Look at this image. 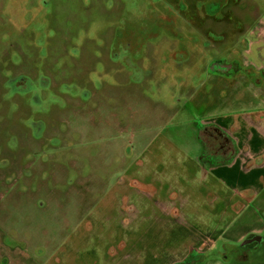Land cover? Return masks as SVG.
<instances>
[{"label": "rangeland", "instance_id": "rangeland-1", "mask_svg": "<svg viewBox=\"0 0 264 264\" xmlns=\"http://www.w3.org/2000/svg\"><path fill=\"white\" fill-rule=\"evenodd\" d=\"M174 2L179 8L183 0ZM153 4L166 5L165 0H0V264H109V257L134 254L140 249L125 244L130 211L121 209L124 203L136 209L161 205L176 218L162 229L170 251L146 246L147 264L182 261L185 242L209 240L218 215L209 216L211 198L201 189L203 180L190 173L184 146L194 125L200 129L222 113L243 111L240 103L251 92L243 82L260 74L245 68L240 55L248 24L264 16V0H241L242 15L237 10L236 16L253 18L245 17L236 49L219 50L223 39L210 37L222 64L215 67L211 54L206 57L198 46L201 32L195 29L201 19L199 27L210 30L209 19L157 16ZM182 17L187 25L179 27L176 19ZM222 55L233 58L225 62ZM227 66L232 70L223 69ZM44 81L45 88L34 90V83ZM256 115L264 117V109ZM172 130L177 133L172 140L183 146L175 152L164 141ZM199 133L215 144L213 135ZM140 162L146 168L138 177L123 175ZM114 187L130 193L124 202H109L115 212L121 203L123 216L116 212L102 226L82 224ZM247 212L222 243L262 227L259 219L253 227ZM149 230L137 233L148 238ZM117 239L122 244L113 246ZM203 244L212 254L205 256L206 264H227L213 253L221 243ZM122 262L131 264L129 257Z\"/></svg>", "mask_w": 264, "mask_h": 264}, {"label": "crops", "instance_id": "crops-1", "mask_svg": "<svg viewBox=\"0 0 264 264\" xmlns=\"http://www.w3.org/2000/svg\"><path fill=\"white\" fill-rule=\"evenodd\" d=\"M245 39L246 48L243 51V57L247 62L244 63V66L245 68L248 66L255 67L260 75L256 81H254V77H248L250 82H243L245 84L243 88L248 91L251 90L247 98L242 99L240 103L243 111L237 115L222 113L212 121L201 123L210 130L217 129L218 134L223 136L229 144L230 152L227 155L223 154L221 160L208 159L205 166L207 169L204 170L199 163L203 156L204 144L199 141L195 128L192 130L190 144L184 146L185 155L189 157L193 167L190 173L203 180L201 189L207 193L208 198H211L207 202L209 216L213 218V214L218 215L215 229L208 236L209 240L201 242L200 240L203 239H198L195 243L185 242L184 249L186 246L195 248L194 246L199 245L205 250L203 243L215 245L223 239L226 240L230 234L238 229V227L232 226L233 223L241 219L247 211H250L247 212L246 216L251 219L253 227L254 219H259L262 227L255 230L246 229L242 236L264 230V117L256 115L254 118V111L264 109V16H260L254 22V26L245 34ZM246 85H250L252 89ZM254 86L259 88L255 93ZM177 114H179L178 110L174 114H170V117ZM163 126H166L164 122H162ZM175 134L172 130L167 136L169 141L164 140L172 152L183 147L172 140ZM151 143L147 144V147ZM169 162H175V157L171 156ZM144 168H146L144 162L135 163L126 170L123 169V175L138 177V171ZM105 179L109 180L110 175L107 174ZM129 194L124 188H110L105 196L107 197L105 203L100 201L90 212V216L83 219L82 224L91 222L92 225L102 226L104 223L108 224L109 219L112 221L117 214L122 217L123 214L119 212L121 209L130 211L128 214L130 224L125 226V229L130 232L127 233L125 243L128 242L129 249L140 250L134 254L124 251L121 258L112 259L109 257V264H124L121 263V260L125 257H129L131 264H147L146 246H155V244L162 245L167 252L170 251L166 234L162 229L170 228L172 224H176V218H173L169 211L161 205L152 209H136L132 206L131 208L126 206L125 203L122 205L119 203L116 214L114 205L109 206V202H124ZM119 205H121V209H119ZM139 229L152 231L146 238L148 233L141 236L142 232L137 233ZM162 238H165L164 241ZM121 244L122 239L113 242V246ZM183 253L185 252H181V254ZM68 257L69 255L67 260ZM174 259L173 257L170 258L168 264L172 263ZM96 263L103 264L100 260H96Z\"/></svg>", "mask_w": 264, "mask_h": 264}, {"label": "flooded vegetation", "instance_id": "flooded-vegetation-1", "mask_svg": "<svg viewBox=\"0 0 264 264\" xmlns=\"http://www.w3.org/2000/svg\"><path fill=\"white\" fill-rule=\"evenodd\" d=\"M188 3L190 5H194V4H202V6L205 8L204 10H202L201 13H198L195 7H192L191 9V13H188L187 11H185L184 7H182L181 5H179V8H177L174 4V0H165V4L169 7H176V9H160V15L157 16H168L167 13H170L171 16H198V19H200L202 16L205 19H209L208 23L211 19L214 20L215 18V22L216 24L220 25V30L219 31V35H214L215 37H219L221 39H223L224 43L219 46V50L220 49H226L227 50H231L233 51L234 49L237 48V43L239 42L240 35H242V23L244 22L245 17H250L253 18V16H249V13L247 16H236V11L238 10L239 13L242 15V9L240 8V3L241 0H187L184 1L183 3ZM211 10H215L214 12H212ZM214 15H217L216 17L219 18L220 20H218ZM208 16V17H206ZM259 18V17H258ZM252 19V21L248 24V29L250 30L252 28V26H254V22L258 19ZM201 19L198 22V25L195 24V29L196 31L201 32L199 35L201 42L200 44H198V46L202 49V51L204 53H206V57H209V54H211L209 58L210 59V63H212V67H215L214 64L217 65H222L218 60V53H216L217 48L218 47H214L212 45H210V37L212 36L211 34V29L209 30L208 28H201L199 27V23H200ZM176 22H179V18L176 19ZM206 37H209L208 39H206ZM245 38V36H244ZM246 40V39H245ZM228 53V52H227ZM243 50L241 52L242 56ZM111 54H113V59L117 60L119 59L118 55H114V51L113 53L111 52ZM227 55V54H226ZM226 55H222V58H224L225 62H228V60H231L232 58L230 56L224 57ZM229 55V54H228ZM213 58V59H212ZM237 59L234 58V61H232L233 63L236 61ZM220 67V66H219ZM221 68V67H220ZM208 71L209 66L207 67ZM223 69L226 70H232V68L230 66L224 67ZM220 71V70H219ZM217 73V72H216ZM214 73V74H216ZM221 74H224V72H219ZM45 80V79H44ZM17 81V80H16ZM48 84L47 81H44L43 84L38 83V85H36L34 83V90H39L40 86L45 88V85ZM13 85V91L17 92L18 90V84L15 82H12ZM43 88V89H44ZM42 90V89H40ZM198 133V137H199V141L202 142L204 144V151H203V156L202 159L200 160V166L202 167V169L206 170L207 168L206 166V161H208V159H216V160H221V156L223 154H226L230 152L229 150V144L226 142V139L221 136H217L216 134H213V132H208L211 135H213V137H211V139L215 142V144L212 145H208L206 140L204 139L203 135H201L199 133V131L202 130V128L200 127V129L198 128L197 125H194V127ZM221 151V152H220ZM220 155V156H219ZM93 210V209H91ZM252 236H260L261 238L257 241H259V243L257 241H254V246L251 248H247L244 249L242 247L243 242L252 237ZM221 243V244H218ZM252 243V242H251ZM126 246L128 247V249L130 248V246H128V242L125 243ZM216 244H218L217 246L219 247L217 249V246H214L213 248V253L215 250H217L219 252V257L217 258L219 261L223 262V263H227V264H264V230L262 232L259 233H254V234H250L246 237H244L242 240L240 241H234V242H225L222 243L217 242ZM185 252L187 253V257L184 260H178L175 261V259L172 261V263L170 264H206V259L205 256L206 255H212L211 252H205V250L202 251H197L195 248L190 247V246H186L185 248ZM178 255L180 257V254L178 252ZM185 253L182 254V259L185 257ZM176 262V263H175Z\"/></svg>", "mask_w": 264, "mask_h": 264}, {"label": "trees", "instance_id": "trees-1", "mask_svg": "<svg viewBox=\"0 0 264 264\" xmlns=\"http://www.w3.org/2000/svg\"><path fill=\"white\" fill-rule=\"evenodd\" d=\"M184 1H187V0H184ZM180 5L182 7H184L185 11H187L188 13H191L192 7H195L198 13H201L202 10L205 9L202 5H198V4L190 5V4L186 3V2L185 3H182ZM152 7H155L156 10H157V12H160V9L161 8H163L165 10H167V9H176V7H169V6L164 5V4H156V5L153 4ZM177 23H178L179 27H182V26L187 25V20H186L185 17H182L179 20V22H177ZM209 25H210V29H211V34L212 35H219L220 34L219 31H218V28L220 27V25L216 24V22L213 19H211L209 21Z\"/></svg>", "mask_w": 264, "mask_h": 264}, {"label": "water", "instance_id": "water-1", "mask_svg": "<svg viewBox=\"0 0 264 264\" xmlns=\"http://www.w3.org/2000/svg\"><path fill=\"white\" fill-rule=\"evenodd\" d=\"M202 129L204 130V131H206V132H213V134H216L217 136H220L219 134H218V132H217V129H211L210 130V128H208L207 126H202ZM261 237L260 236H252V237H250V238H248V239H246L244 242H243V244H242V247L244 248V249H247V248H251V247H253L255 244H254V241H257V240H259ZM252 242V243H251ZM258 243H259V241H257Z\"/></svg>", "mask_w": 264, "mask_h": 264}]
</instances>
